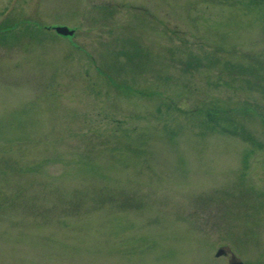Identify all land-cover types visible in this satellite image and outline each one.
<instances>
[{
	"label": "rangeland",
	"instance_id": "rangeland-1",
	"mask_svg": "<svg viewBox=\"0 0 264 264\" xmlns=\"http://www.w3.org/2000/svg\"><path fill=\"white\" fill-rule=\"evenodd\" d=\"M233 256L264 264V0H0V264Z\"/></svg>",
	"mask_w": 264,
	"mask_h": 264
},
{
	"label": "water",
	"instance_id": "water-1",
	"mask_svg": "<svg viewBox=\"0 0 264 264\" xmlns=\"http://www.w3.org/2000/svg\"><path fill=\"white\" fill-rule=\"evenodd\" d=\"M55 30L58 31L59 34L62 33V34L67 35V36L68 35L70 36V34H74V30L71 28L69 29L67 26L55 27ZM223 252H224V250H222V248H221V250H219V253L217 255L220 256V254ZM231 264H244V263H243V261H237V262H234Z\"/></svg>",
	"mask_w": 264,
	"mask_h": 264
},
{
	"label": "flooded vegetation",
	"instance_id": "flooded-vegetation-1",
	"mask_svg": "<svg viewBox=\"0 0 264 264\" xmlns=\"http://www.w3.org/2000/svg\"><path fill=\"white\" fill-rule=\"evenodd\" d=\"M49 26H50V25H49ZM55 27H57V26H56V25H53V26L51 25L50 28L55 30ZM48 29H49V27H48ZM55 31H56V30H55ZM56 32H57V31H56ZM62 35H63V34H62ZM225 252H226V251H225ZM231 259H232V263L239 261L238 259L235 258V256H233Z\"/></svg>",
	"mask_w": 264,
	"mask_h": 264
}]
</instances>
